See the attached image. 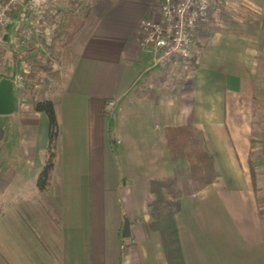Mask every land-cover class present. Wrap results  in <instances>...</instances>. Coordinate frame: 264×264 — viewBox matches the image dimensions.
I'll return each mask as SVG.
<instances>
[{
  "label": "crops",
  "instance_id": "1",
  "mask_svg": "<svg viewBox=\"0 0 264 264\" xmlns=\"http://www.w3.org/2000/svg\"><path fill=\"white\" fill-rule=\"evenodd\" d=\"M86 4L93 19L76 34L52 92L59 131L45 191L36 181L47 115L18 86L16 157L0 176V264H169L151 228V180L173 174L166 132L179 126L201 132L220 173L181 199L175 221L184 263L264 264V146H254L264 0H213V15L194 40V66L183 77L165 76L140 42L141 21L159 15L160 0L79 2ZM38 42L30 57L45 50ZM11 48L4 66L14 80L24 68ZM107 99L115 106L105 111ZM39 119L46 121L41 140ZM125 218L129 236L122 235Z\"/></svg>",
  "mask_w": 264,
  "mask_h": 264
},
{
  "label": "trees",
  "instance_id": "2",
  "mask_svg": "<svg viewBox=\"0 0 264 264\" xmlns=\"http://www.w3.org/2000/svg\"><path fill=\"white\" fill-rule=\"evenodd\" d=\"M80 0H69L66 7L55 5L56 12L51 15L55 24L50 40H44L47 57L45 64L39 65L38 69L26 73L24 85L28 88L31 96L33 109L44 112L48 119V147L45 162L37 176V187L41 191L49 188L53 177L56 157V142L59 124L55 111L52 92L56 89L61 76V70L52 67V61L62 65L66 69L71 60L73 40L86 21L93 19L89 5H79ZM35 35L29 38L25 50H30ZM17 61L22 62L25 57H19L13 50ZM194 57L191 58L190 66H194ZM33 63V62H32ZM35 64L33 65V67ZM35 75L37 79L32 80ZM1 77L12 76L1 74ZM13 80V79H12ZM167 143L171 157L174 161V172L167 177L151 180V191L154 195L151 204V228L160 233L163 249L169 264H185L181 252L175 215L181 208V199L184 195H191L215 181L220 173L216 167L212 152L207 149L200 131L179 126L169 127L166 132ZM253 152H250L249 167L252 182L258 190L257 172L253 161Z\"/></svg>",
  "mask_w": 264,
  "mask_h": 264
},
{
  "label": "built area",
  "instance_id": "3",
  "mask_svg": "<svg viewBox=\"0 0 264 264\" xmlns=\"http://www.w3.org/2000/svg\"><path fill=\"white\" fill-rule=\"evenodd\" d=\"M60 1L0 0V75L5 73L6 47L11 46L19 57H25L21 62L24 70L13 80L14 85L24 86L26 73L32 66L31 53L24 49L29 38L38 35L50 40L55 28L51 15ZM212 4L213 0H160L159 15L142 19L140 42L147 49L152 65L161 66L165 76L183 77L190 71L194 40L198 29L211 19ZM42 43L39 39L38 47ZM114 103L115 100L107 99L105 110H112Z\"/></svg>",
  "mask_w": 264,
  "mask_h": 264
},
{
  "label": "rangeland",
  "instance_id": "4",
  "mask_svg": "<svg viewBox=\"0 0 264 264\" xmlns=\"http://www.w3.org/2000/svg\"><path fill=\"white\" fill-rule=\"evenodd\" d=\"M61 0L59 3H61L60 5L63 7H66V3L65 1L68 0ZM81 1V0H80ZM40 37V42H43L42 44H44V40H41ZM44 39V38H43ZM44 47V51H39V56L37 54L33 55L31 59L33 62V65L35 64V66L33 67V65L30 68V71H35L39 70L38 66L39 65H43L45 64L46 61V57H47V51H46V47L45 45H43ZM12 49V48H11ZM38 56V57H37ZM260 58L262 60V64L264 65V51L260 53ZM53 65L52 67L55 69H59L62 71V65L57 63L56 61H52ZM170 76V75H168ZM32 80L37 79V77L35 75L31 76ZM261 81V82H260ZM259 82L261 84H257L256 88H255V92H256V97L257 100L255 102L256 104V117H255V121L256 124L258 126H256L255 129V138H254V146H264V67L261 68L260 73H259ZM14 96H15V100L18 97L19 94V88L18 86H14ZM105 104L106 101L104 102V109L105 108ZM115 106V103H114ZM106 111V110H105ZM46 118V115H45ZM37 130H38V134H39V139L41 140V136L43 131H45V127H46V121H43L41 119H39L37 121ZM0 127L3 131V138H2V142H1V150H0V176L2 175V173L4 172V169L6 168V162L8 161V163L10 162L9 160L13 158H15L16 154L14 153V147L17 145L18 141H19V135H18V130L20 127V122H19V118L17 115L13 114V113H9V114H2L0 115ZM259 151V149H256V152ZM257 156H260V154H256ZM256 155H254V157H257ZM262 157L264 158V155L261 154ZM259 167V172H260V186H261V191H260V203H261V208L263 210V214H264V164L258 166ZM258 175V174H257ZM258 177V176H257ZM263 222H264V217H263Z\"/></svg>",
  "mask_w": 264,
  "mask_h": 264
},
{
  "label": "water",
  "instance_id": "5",
  "mask_svg": "<svg viewBox=\"0 0 264 264\" xmlns=\"http://www.w3.org/2000/svg\"><path fill=\"white\" fill-rule=\"evenodd\" d=\"M14 82L9 77L0 78V114H9L16 109V101L14 96ZM3 135V131L0 127V141ZM123 236L130 235V221L125 218L122 229Z\"/></svg>",
  "mask_w": 264,
  "mask_h": 264
}]
</instances>
